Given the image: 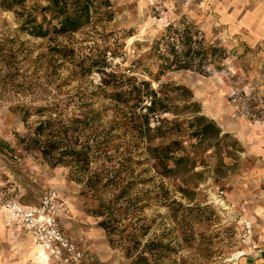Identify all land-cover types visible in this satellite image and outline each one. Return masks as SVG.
<instances>
[{
  "label": "rangeland",
  "instance_id": "1",
  "mask_svg": "<svg viewBox=\"0 0 264 264\" xmlns=\"http://www.w3.org/2000/svg\"><path fill=\"white\" fill-rule=\"evenodd\" d=\"M109 1L105 11L111 13L110 20L97 15L88 27L66 37H31L20 30L21 18L0 9V199L36 205L45 189H54L64 203L61 227L92 264H232L228 260L238 248L241 224L247 221L245 217H253L257 207L252 201L261 199L257 194L264 190L251 186L247 148L208 115L225 114L226 106L253 122L261 120L259 114L264 113V107L258 104L254 108L259 100L249 101L239 93L232 70L231 38L215 25L206 28L209 19L216 20L215 11L221 1ZM35 4L45 5L42 0H27L24 8L17 11L25 13ZM36 17L41 19L38 13ZM180 23L193 25L205 45L223 48L225 59L206 65L202 73L175 70L159 74V62L150 53L151 46L167 26L180 28ZM58 50L72 53L64 57ZM98 52L107 66L103 71L88 72ZM108 52L111 59H107ZM107 73L132 77L137 83L146 81L157 97H162L156 113L158 124L149 129L164 137H155L153 144L179 141V155L189 159L186 168L163 176L160 170L148 167L146 143L136 138L134 115L145 114L150 98L143 97L140 104H116L109 99L114 89L102 86ZM92 115L98 117L102 128L121 136L119 151L124 156L142 161L141 166H133L134 175L150 181L130 192L133 206L127 217H119L113 235H143L137 250L128 251L126 244H109L98 225L102 218L87 213L95 203L80 195L81 185L69 176L71 168L53 166L33 144V127L47 117L66 124L74 118L87 117L80 126L86 134L96 126ZM197 116L214 122L221 130L217 141L198 144L191 138L194 128L188 124ZM14 155L20 162L13 159ZM145 191L149 199L143 196ZM220 191L224 192L222 205L214 200ZM0 217H5L1 210ZM150 241L168 247L157 250L152 257L144 254L147 263L135 262Z\"/></svg>",
  "mask_w": 264,
  "mask_h": 264
},
{
  "label": "trees",
  "instance_id": "2",
  "mask_svg": "<svg viewBox=\"0 0 264 264\" xmlns=\"http://www.w3.org/2000/svg\"><path fill=\"white\" fill-rule=\"evenodd\" d=\"M26 1L0 0V9L12 12L21 18L20 30L34 38L72 35L88 27L97 15L106 16V20L111 19V13L105 11L110 7L109 0H42L45 3L44 6L35 4L25 13L17 11V9L24 8ZM36 13L40 14V20L37 19ZM179 26L180 28L167 26L151 46L150 53L159 62V74L175 70L202 73L206 65L219 63L225 59V50L221 47L205 45L203 38L193 25L180 23ZM57 52H61L64 57L72 53L71 50H58ZM101 54L98 52L97 56L91 59L88 72L103 71L106 68L104 56ZM106 78L102 81V86L114 89L109 99L116 104L127 106L131 101L140 104L143 97L150 98L147 113L134 115L138 130L136 138L146 143L144 154L148 157L146 161L148 167L160 170L163 176L175 174L181 167L186 168L189 159L187 155H179L182 152L179 141L153 144L155 137H164V135H157L158 131L154 133L150 131L147 117L149 114H156L160 111L162 97H157L158 93L151 89L146 81L137 83L132 77H122L114 73H107ZM41 111L43 110H39V116H42ZM27 116L28 113L23 116V120H26ZM92 117L96 126L86 131V134L80 126L84 125L87 117L74 118L68 124L47 117L33 127V144L37 145L36 150L44 159L52 162L53 166L65 165L71 168L69 176L71 180L81 185L80 195L94 201L95 205L90 206L87 213L102 218L98 225L105 232L109 244L113 246L126 244L124 247L128 251L137 250L141 245L143 235L131 234L117 238L113 235L118 228L119 217H127L130 206H133L130 192L135 190L137 185L146 186L150 181L141 179L139 174L134 175L133 166H141L143 163L134 161L130 155L124 156V153L119 151L121 136L112 135L110 129L107 131L98 124L99 119L96 115ZM174 126L178 128L179 124ZM188 127L194 128L191 138H194L198 144L205 141H217L221 134V130L214 122L203 116L193 117ZM115 142H117L116 145ZM91 165L94 167H90ZM180 192L184 193L186 190L180 189ZM148 193L145 191L142 194L145 197L148 196L147 199H149ZM163 197L167 200L165 191ZM142 200L145 199L142 198ZM135 207L131 208L135 209ZM142 208L143 206L138 207V210ZM134 212L135 210H132L131 214ZM145 246V250L142 249L135 262L147 263L148 257L144 254L149 253L152 257L157 250L168 247L159 241H150ZM127 255L130 256V253Z\"/></svg>",
  "mask_w": 264,
  "mask_h": 264
},
{
  "label": "crops",
  "instance_id": "3",
  "mask_svg": "<svg viewBox=\"0 0 264 264\" xmlns=\"http://www.w3.org/2000/svg\"><path fill=\"white\" fill-rule=\"evenodd\" d=\"M216 1H221L215 11L216 20L209 19L206 28L215 25L231 38L232 70L239 93L249 101L259 100L253 105L254 108L258 104L264 107V0ZM224 110L225 114L217 112L208 116L233 133L247 148L251 186L255 187L254 190H264V113L259 112L261 120L250 122L236 114L234 108L225 106ZM257 195L261 199L252 201L257 207L253 217H245V220L252 222L254 239L260 252L255 257L239 260V264H264V192ZM62 230L66 233L65 229ZM38 249L41 248L29 234L6 217H0V264H52L47 257L46 261L40 260Z\"/></svg>",
  "mask_w": 264,
  "mask_h": 264
},
{
  "label": "built area",
  "instance_id": "4",
  "mask_svg": "<svg viewBox=\"0 0 264 264\" xmlns=\"http://www.w3.org/2000/svg\"><path fill=\"white\" fill-rule=\"evenodd\" d=\"M107 59H111L110 52L107 53ZM149 106L150 101L144 107L145 114ZM148 116V127L155 128L158 124V115L153 113ZM13 159L20 162V158L16 155ZM223 197L224 192L220 191L214 196V200L217 204L221 201L220 205H222ZM63 207L62 199L52 188L45 189L41 193L36 205L22 204L12 199H0V210L3 215L9 222L18 225L29 234L52 264H91L85 252L61 230L60 214ZM259 252L252 223L244 221L238 234V248L228 261L238 264L240 259L255 257Z\"/></svg>",
  "mask_w": 264,
  "mask_h": 264
},
{
  "label": "bare ground",
  "instance_id": "5",
  "mask_svg": "<svg viewBox=\"0 0 264 264\" xmlns=\"http://www.w3.org/2000/svg\"><path fill=\"white\" fill-rule=\"evenodd\" d=\"M38 254H39V258L41 261L45 260L46 259V256L44 255V253L42 252L41 249H38ZM235 258V257H234ZM46 261V260H45Z\"/></svg>",
  "mask_w": 264,
  "mask_h": 264
}]
</instances>
